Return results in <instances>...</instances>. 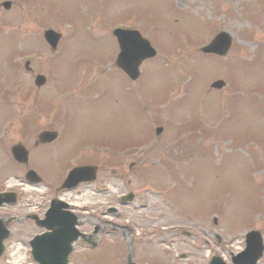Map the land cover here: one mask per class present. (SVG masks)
<instances>
[{"label":"rangeland","instance_id":"obj_1","mask_svg":"<svg viewBox=\"0 0 264 264\" xmlns=\"http://www.w3.org/2000/svg\"><path fill=\"white\" fill-rule=\"evenodd\" d=\"M23 1L28 11L42 13L39 23L26 11L20 12L17 19V10L8 14L0 10V129H4L0 141L7 145L4 153L0 147V174L6 169L8 176L22 168L13 162L9 151L22 143L30 151L29 165L22 170L34 167L55 177V171L48 170V154L42 162H37L44 154L34 148L39 133L54 130L61 140L51 156L73 155L76 143L90 140L86 142L91 145L83 146L85 155L80 164H100V179L114 187L113 194L126 190L120 177L129 182V190L139 193V197L144 187L160 191V197L149 196L148 210L132 213L131 218H139L138 227L147 229L143 232L152 226L177 224L191 233L189 237L174 236L169 250L165 246L147 247L152 249L149 251L152 255L163 254L167 259L168 262L161 260L160 264H206L207 252L202 251L205 248L216 246V253L224 257L245 249L244 238L232 235L257 230L264 237V113L260 108L264 99V0H100V4L98 0ZM92 10L100 22H94L90 37L85 32L84 16ZM121 11L123 14L119 15ZM131 13L136 17H131ZM43 14L51 23L43 19ZM118 16L121 18L116 19ZM64 18L74 34L68 49H65L68 43L62 42L57 53H52L39 34L42 45L31 38L23 40L28 27L39 32L56 27L59 32L57 25ZM123 19L133 28L152 33L151 42L159 51V59L146 67L147 76L133 84L128 82L131 89L140 84L142 90L134 91L133 98L123 90L124 82L114 83L106 73L104 77L100 75V84L92 88L88 102L80 105L66 100L67 87L55 85V81L72 80L85 65L101 63L100 68L109 72L113 50L112 39L106 32L114 22ZM41 21L45 22L42 27ZM4 23L14 26L19 23L23 29H19L23 34L19 43L14 44L15 36L11 32L3 34ZM221 31L232 36L227 56L221 61L203 56L201 48L214 37L213 33ZM34 49L38 50L33 52L37 55L32 63L33 73L23 75L19 67L23 76L12 85L6 64L4 68V62L9 60L7 54ZM61 51L65 54L62 59ZM25 54L32 56L31 52ZM88 72L84 70L76 77L80 89L75 95L82 98L86 96V85L98 82L95 74ZM38 74L48 81L41 90L33 85ZM211 80H223L226 85L213 91ZM66 101L72 104L68 106ZM146 102L149 106L142 114L141 104ZM8 116H14L13 125L6 122ZM158 127L163 128V133L156 137L154 130ZM130 138H150L149 143L156 144L147 156L135 160L116 163L114 155L105 154L107 151L102 146L119 143L116 148H121L129 145L124 139ZM99 141L102 146H97ZM78 157L74 164L79 162ZM131 163L134 167L129 171ZM58 168L62 172L65 165L60 162ZM101 180L97 185L102 184ZM30 196L32 192L26 195ZM103 199L106 201V197ZM108 200L112 201L109 197ZM212 210L219 219L217 226L211 227L222 237L220 242L209 231L203 237L202 229L210 226L207 215ZM183 211L200 221L188 219ZM8 212L21 215L12 209ZM15 233L6 242L8 252L0 264H33L19 241H26L31 231L16 229ZM158 237L150 236L153 240ZM203 238L206 242L200 244L199 239ZM90 259L86 263L80 257L72 258L77 264H95V256ZM159 262L154 259L144 264ZM107 264L117 262L112 260ZM259 264H264V256Z\"/></svg>","mask_w":264,"mask_h":264},{"label":"flooded vegetation","instance_id":"obj_2","mask_svg":"<svg viewBox=\"0 0 264 264\" xmlns=\"http://www.w3.org/2000/svg\"><path fill=\"white\" fill-rule=\"evenodd\" d=\"M1 187L2 185L0 184V188ZM52 192L56 197L59 195L58 189H52ZM86 194V192L82 191L65 194L66 200L69 201L68 212L76 216L77 228L84 237L78 240L74 245L72 256L74 255L81 259L84 258L89 262L91 260L90 257L94 254L95 263L107 264L116 257L118 251H129L132 256L127 259V264H137L136 257L141 260L142 256L149 251L147 247L152 245L153 240L140 235L138 238H133L131 230L121 225V220H125L126 218L125 215L119 214V211L115 209H107L106 212H103L106 216L103 215L100 217V197L103 199V197L106 196L108 202H112L113 200L115 202L116 199L114 196L100 194V191H97L98 199L95 203L99 205L95 207V211L92 209L88 211L84 209L83 206L85 204L82 201L86 198ZM50 196L51 193H47L45 196L38 195L37 199H46ZM108 197L111 198L112 201L108 200ZM71 199L73 202H71ZM76 201H78V203H76ZM2 209L4 210L3 213H5L6 210L4 208ZM47 209L48 206L43 205L36 210L35 215H25L21 220H13V227L20 226L16 224V222L19 221L23 222V225H27L25 228H18V231H24L25 229L31 231V234L27 238L44 233V230L39 227L36 222L37 219H44ZM93 212L96 213L95 216L91 214ZM105 217L112 221H107ZM123 246H125V248H123Z\"/></svg>","mask_w":264,"mask_h":264},{"label":"water","instance_id":"obj_3","mask_svg":"<svg viewBox=\"0 0 264 264\" xmlns=\"http://www.w3.org/2000/svg\"><path fill=\"white\" fill-rule=\"evenodd\" d=\"M230 47V38L227 35L219 36L216 40V43L210 47L209 49H206L205 51H212L219 55H225ZM215 86L222 87L223 83H218ZM161 132V130L159 131ZM84 173V172H81ZM8 238V232L3 224L0 222V257L3 254V241ZM248 249H247V255L249 254L248 261L238 260L237 264H256L257 260L262 256L263 248L261 245V239L258 233H253L248 237ZM32 247L34 249L33 255L35 259H38L36 254L39 253L35 250L36 244L33 242ZM251 253V254H250ZM67 256L68 252L63 256L60 257V261L62 264H67ZM45 261H47V264H54L51 262L52 258H44Z\"/></svg>","mask_w":264,"mask_h":264}]
</instances>
